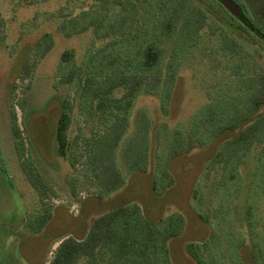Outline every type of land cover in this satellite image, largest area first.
<instances>
[{
  "label": "trees",
  "instance_id": "1",
  "mask_svg": "<svg viewBox=\"0 0 264 264\" xmlns=\"http://www.w3.org/2000/svg\"><path fill=\"white\" fill-rule=\"evenodd\" d=\"M143 1L137 0L143 11L142 24L148 20L151 23L142 28L145 36L136 47L130 36L125 37L128 43L121 36L118 42L125 47L124 54H107L98 72H90L87 62L82 70L67 68L62 74L65 83H75L76 87L74 97L61 102L55 131L56 153L72 169V194L76 196L78 188L92 187L91 194L102 196L125 184L124 171L148 170L150 118L146 111L134 115L136 101L141 96L156 97L159 112L167 114L182 58L217 35L221 59L234 60L229 66L234 85L209 94L208 101L184 128H173L167 134L171 157L205 148L228 135L218 142L206 164V174L212 168L218 173L212 189L219 192L216 207L199 204L196 211L210 226V235L202 241L188 242L186 251L197 264H247L246 256L248 264H264L262 192L254 190L258 174L264 188V73L247 70L243 27L235 23L230 29L231 16L216 0ZM130 4L133 14L139 11L135 3ZM44 38L45 43L39 44L43 54L50 49L47 38L51 36L47 33ZM61 59L67 65L71 63L73 50L66 49ZM75 109L88 123V134L80 131L71 137ZM12 115L20 168L38 195L37 209L25 222L32 232H40L52 218L53 205L48 199L56 193L39 167L35 148L26 143L14 107ZM132 124L133 133L125 138ZM252 153L256 154L255 167L245 170ZM159 170L158 176L168 180L166 186L171 184L166 164ZM153 189L156 191V184ZM238 199L241 201L233 204ZM184 227L182 213L153 221L137 204L118 205L93 219L84 237L58 239L49 264H172L168 242Z\"/></svg>",
  "mask_w": 264,
  "mask_h": 264
},
{
  "label": "rangeland",
  "instance_id": "2",
  "mask_svg": "<svg viewBox=\"0 0 264 264\" xmlns=\"http://www.w3.org/2000/svg\"><path fill=\"white\" fill-rule=\"evenodd\" d=\"M130 3L139 10L135 14ZM141 4L146 5L144 1ZM139 8L137 0H0V264H49L58 239L84 237L93 219L125 204L139 205L153 221L182 213L185 227L168 242L170 260L172 264H197L187 253L186 244L210 235V226L196 211L200 205L216 207L214 201L219 192L212 189L218 173L212 168L206 174V164L218 142L228 135L205 148L171 157L167 134L173 128H184L208 101L209 94L234 85L229 68L234 60L221 59L217 35L182 58L167 114L159 112L156 97L141 96L136 101L134 115L146 111L150 118L147 171H124L125 184L105 195L91 194L94 188L90 187L78 188L73 196L72 169L56 153L55 131L61 102L66 97L72 99L76 89L75 83L64 82L62 74L67 68L82 70L87 62L90 72H98L104 67L102 61L108 58L107 54H124L125 47L118 42L121 36L124 43H128L125 37L130 36L136 47L145 36L142 28L151 23L148 20L142 24L143 11ZM47 33L51 36L47 38L50 49L43 54L39 44L45 43ZM113 40L117 42L112 44ZM242 42L247 70L263 71L264 61L249 53L243 39ZM170 45L171 42L168 49ZM66 49L74 52L68 65L61 59ZM13 107L26 143L35 148L39 167L56 193L48 199L53 205L52 218L40 232H32L25 222L37 209L38 195L20 168L12 132ZM70 124L71 137L80 131L88 134V123L76 109ZM134 125L125 138L133 133ZM255 158V153L247 158L245 170L255 167ZM164 163L172 182L168 186V180L158 176ZM257 177L254 190L262 192L260 207L264 219V188ZM239 201L234 200L233 204ZM245 259L248 264L249 257Z\"/></svg>",
  "mask_w": 264,
  "mask_h": 264
},
{
  "label": "flooded vegetation",
  "instance_id": "3",
  "mask_svg": "<svg viewBox=\"0 0 264 264\" xmlns=\"http://www.w3.org/2000/svg\"><path fill=\"white\" fill-rule=\"evenodd\" d=\"M216 1L231 16L230 29L235 23L243 27L242 39L247 51L264 61V0H230L237 7L238 14L228 9L222 1ZM261 72L264 73V69Z\"/></svg>",
  "mask_w": 264,
  "mask_h": 264
},
{
  "label": "water",
  "instance_id": "4",
  "mask_svg": "<svg viewBox=\"0 0 264 264\" xmlns=\"http://www.w3.org/2000/svg\"><path fill=\"white\" fill-rule=\"evenodd\" d=\"M222 1V3L228 8L230 9L232 12L238 14L239 11L237 9V7L230 1V0H220Z\"/></svg>",
  "mask_w": 264,
  "mask_h": 264
}]
</instances>
